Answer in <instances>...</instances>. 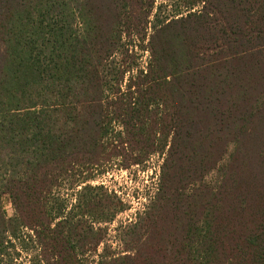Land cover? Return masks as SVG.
Wrapping results in <instances>:
<instances>
[{
  "label": "trees",
  "instance_id": "1",
  "mask_svg": "<svg viewBox=\"0 0 264 264\" xmlns=\"http://www.w3.org/2000/svg\"><path fill=\"white\" fill-rule=\"evenodd\" d=\"M130 2L0 0V264H13L30 228L67 264L71 220L50 198L70 160L96 165L111 111L135 138L138 115L160 109L171 142L145 234L133 225L134 254L98 264H264V0H203L199 12L159 22L147 69L123 92ZM230 147L222 182L209 188Z\"/></svg>",
  "mask_w": 264,
  "mask_h": 264
},
{
  "label": "rangeland",
  "instance_id": "2",
  "mask_svg": "<svg viewBox=\"0 0 264 264\" xmlns=\"http://www.w3.org/2000/svg\"><path fill=\"white\" fill-rule=\"evenodd\" d=\"M155 1L151 16L147 15L151 0H131L127 9L132 35L129 40L131 52L129 57H125V68H132L122 84L123 92H126V87L132 84V78L139 71L147 69L151 61V36L159 22L197 13L203 6V0ZM127 101H124L126 106ZM113 114L118 118L115 111H111ZM140 115L133 123L139 130L145 129L142 137L135 138L124 133L118 125L122 119L118 121L112 116L109 121L112 122L114 133L105 137L103 147L95 158L96 165L91 166L82 156L71 159L70 162L74 164L69 175L60 179L59 188L51 195L53 212L57 210L58 203L63 202L71 220L66 231H72L69 235L75 249L66 252L67 264H98L102 260L132 255L134 249L139 248L138 239L133 237L130 228L141 224L142 228L136 234L140 237L145 234L143 219L158 199L161 169L171 142V122L163 109L152 110L143 117ZM137 139L140 140L138 143ZM153 143L156 149L149 147ZM232 154L233 148L230 147L217 168L206 175L204 183L209 188H218ZM88 185L93 190L83 191ZM196 187L191 185L188 190L192 191ZM3 203L8 217H13L15 211L8 196L4 197ZM169 215L173 216L172 213ZM91 229H94V233H91ZM41 230H23L24 242L16 243L17 249L11 250L18 254L13 264H62V258L58 256L61 247L56 246L53 240L50 244L44 243L39 238ZM162 256V253L155 255L148 251L142 257ZM3 264L9 263L5 261Z\"/></svg>",
  "mask_w": 264,
  "mask_h": 264
}]
</instances>
